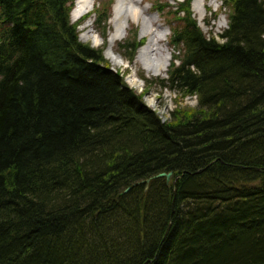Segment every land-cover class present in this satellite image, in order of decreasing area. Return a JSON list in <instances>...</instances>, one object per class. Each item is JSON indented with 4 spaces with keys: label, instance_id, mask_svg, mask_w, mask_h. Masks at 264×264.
Instances as JSON below:
<instances>
[{
    "label": "trees",
    "instance_id": "1",
    "mask_svg": "<svg viewBox=\"0 0 264 264\" xmlns=\"http://www.w3.org/2000/svg\"><path fill=\"white\" fill-rule=\"evenodd\" d=\"M74 3L0 0V264H264V0H224L218 35L172 8L160 82L196 104L166 119Z\"/></svg>",
    "mask_w": 264,
    "mask_h": 264
},
{
    "label": "rangeland",
    "instance_id": "2",
    "mask_svg": "<svg viewBox=\"0 0 264 264\" xmlns=\"http://www.w3.org/2000/svg\"><path fill=\"white\" fill-rule=\"evenodd\" d=\"M184 0H142V5L146 6V14L154 19L156 24V28L165 33L164 39L161 41V45H163L171 54V59L173 57V47H172V30L169 25L173 16L171 13L172 8L177 9L179 3ZM115 0H96L95 8L99 7L101 3V9L105 6L111 5V16L113 15V5ZM158 2L164 4L163 11L158 10ZM192 9L194 11V15L198 20L200 27L203 29V32L207 35H218L223 32L228 27V15L229 10L225 7L224 0H191ZM171 4V6H169ZM75 7V6H74ZM71 18L73 22H81L79 25V38L83 43L90 44L95 48L108 47V34L111 29H113V25L110 20L106 23H102L96 21V18L93 14L92 18L93 22V30L98 32L102 38L103 43L100 45H93L91 41L82 40L83 34L86 32L84 29V21L81 19L76 20L74 16V12L72 10ZM142 27L141 25H136L134 22L130 23V26L127 29V34L125 38L122 40H118L114 46V50L116 53L120 54L125 61H127L128 66L122 67L112 63V61L106 56L109 60L112 69L115 71H119L123 76L126 83L133 89H135L138 93L145 90L147 86L148 92L145 96V100L148 106L156 110V112L163 118L166 119L170 115V111L175 108L177 105H189L195 106L196 100L191 97H182V91L178 89H172L171 87H164L160 79H165L168 74V70L163 76H157L150 72H148L142 64L138 63L134 65V60L137 56L134 57L132 61L127 59V53L129 49L125 47L128 42L132 41H143L147 42L148 36H143L141 33ZM130 43V44H131ZM105 49V55L106 50ZM179 54V53H176ZM170 59V63H171ZM170 66V64H169ZM169 69V67H168ZM178 101V103H177Z\"/></svg>",
    "mask_w": 264,
    "mask_h": 264
},
{
    "label": "bare ground",
    "instance_id": "3",
    "mask_svg": "<svg viewBox=\"0 0 264 264\" xmlns=\"http://www.w3.org/2000/svg\"><path fill=\"white\" fill-rule=\"evenodd\" d=\"M95 3L96 0H76L73 9L75 18L80 19L84 15L90 14L95 8ZM146 9L147 7L142 5V0H115L113 15L110 18L113 29L108 34L109 45L106 56L115 65L128 66L127 61L115 52L114 46L118 40L125 38L130 23L134 22L136 25H141L142 35L148 36L146 44L137 53L134 65L140 63L148 72L163 76L168 70L171 54L161 45L165 33L156 28L154 19L146 14ZM93 22L92 17L85 20L84 29L86 32L83 34L82 40L91 41L93 45L97 46L102 44L104 40L98 32L93 30ZM175 183L176 181L173 184Z\"/></svg>",
    "mask_w": 264,
    "mask_h": 264
},
{
    "label": "water",
    "instance_id": "4",
    "mask_svg": "<svg viewBox=\"0 0 264 264\" xmlns=\"http://www.w3.org/2000/svg\"><path fill=\"white\" fill-rule=\"evenodd\" d=\"M155 178H165L167 183H170L171 181L174 183L177 180L178 176H174V173L172 171H170V172H160L158 174L153 175L150 178H147L144 181L137 182V184L144 183V182H150L152 179H155ZM130 189H131V186H129L125 190V192L129 191Z\"/></svg>",
    "mask_w": 264,
    "mask_h": 264
}]
</instances>
